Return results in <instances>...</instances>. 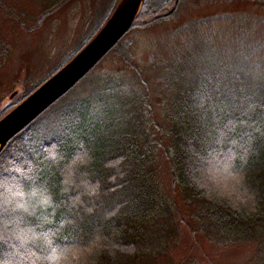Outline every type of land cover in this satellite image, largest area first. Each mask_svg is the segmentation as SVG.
Here are the masks:
<instances>
[{
  "label": "trees",
  "instance_id": "obj_1",
  "mask_svg": "<svg viewBox=\"0 0 264 264\" xmlns=\"http://www.w3.org/2000/svg\"><path fill=\"white\" fill-rule=\"evenodd\" d=\"M182 2L143 0L125 34ZM199 23L144 68L124 34L5 144L0 264H135L164 251L157 221L177 208L163 164L206 215L212 240L251 242L264 264V41L224 47ZM108 54L125 66H101Z\"/></svg>",
  "mask_w": 264,
  "mask_h": 264
},
{
  "label": "rangeland",
  "instance_id": "obj_2",
  "mask_svg": "<svg viewBox=\"0 0 264 264\" xmlns=\"http://www.w3.org/2000/svg\"><path fill=\"white\" fill-rule=\"evenodd\" d=\"M122 1L66 0L56 5V0H0V115L77 54ZM198 21L197 31H209L224 47L242 38L264 41V0H183L170 17L131 29L121 42L144 68L150 55L167 58L172 47L189 39L188 27ZM101 66L125 64L108 54ZM165 166L159 176L177 208L157 221L163 225L166 248L135 264H256L253 243L211 239V227L204 229L206 215L188 192L170 185ZM171 223L176 226L169 232Z\"/></svg>",
  "mask_w": 264,
  "mask_h": 264
},
{
  "label": "water",
  "instance_id": "obj_3",
  "mask_svg": "<svg viewBox=\"0 0 264 264\" xmlns=\"http://www.w3.org/2000/svg\"><path fill=\"white\" fill-rule=\"evenodd\" d=\"M142 2H120L107 22L77 54L0 118V151L16 133L76 84L117 43L133 23Z\"/></svg>",
  "mask_w": 264,
  "mask_h": 264
}]
</instances>
